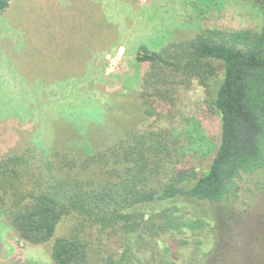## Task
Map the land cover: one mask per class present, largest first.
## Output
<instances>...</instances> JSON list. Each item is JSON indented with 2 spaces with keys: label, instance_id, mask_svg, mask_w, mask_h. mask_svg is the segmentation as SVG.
Wrapping results in <instances>:
<instances>
[{
  "label": "trees",
  "instance_id": "trees-1",
  "mask_svg": "<svg viewBox=\"0 0 264 264\" xmlns=\"http://www.w3.org/2000/svg\"><path fill=\"white\" fill-rule=\"evenodd\" d=\"M69 1L72 17L84 9L91 35L113 23L106 8L98 7L102 0ZM11 2L0 0V15ZM247 2L260 17L254 28L229 30L202 22L173 28L148 45L136 43L133 55L148 69L133 92L138 105L119 104L123 135L105 116H100L102 124L85 125L87 137L105 138L103 149L80 146L77 161H65L63 151L73 149L78 134L67 120L56 128L49 147L35 140L25 142L24 148L16 140L6 153L0 147L1 207L22 240L46 243L63 216L74 214L78 219L81 228L54 238L49 264H131L125 253L90 261L80 230L87 225L120 228L124 251L140 253L148 250L141 228L145 215L169 220L184 209L196 223L202 222L196 227L198 247H190L195 263L201 264L203 254L218 248L217 240L212 244L213 230L219 226L227 230L221 218L232 216L242 186L257 197L264 194V0ZM192 79L204 88L206 109L219 122L218 145L202 174L175 158L179 149L170 127L174 121L181 123L185 113L173 106V91L165 88ZM8 110H2L6 116L0 124V143L21 132V118L10 120ZM144 125L148 129L140 130ZM23 176L29 189L19 187Z\"/></svg>",
  "mask_w": 264,
  "mask_h": 264
},
{
  "label": "rangeland",
  "instance_id": "rangeland-1",
  "mask_svg": "<svg viewBox=\"0 0 264 264\" xmlns=\"http://www.w3.org/2000/svg\"><path fill=\"white\" fill-rule=\"evenodd\" d=\"M64 1L12 0L0 15V111L9 108L10 120L19 117L22 124L21 132L13 134L11 141L0 143L4 153L16 140L22 148L34 140L43 147L51 146L62 120L78 128L73 149L63 151L65 161H77L80 146L103 149L105 138L97 134L87 137L85 125L102 124L105 116L118 129L115 132L123 135L120 105H138L133 92L148 69L133 55L137 42L148 45L173 28L202 22L233 30L254 28L260 21L247 0H102L98 7L106 8L113 23L91 35L84 9L72 17L70 1ZM165 88L173 91V106L185 113L181 123L174 121L170 127L179 149L175 158L202 174L218 145L219 122L206 109L205 90L197 80ZM1 112L3 125L6 114ZM139 128L148 129L146 125ZM19 187H31L26 176ZM243 189L232 216L221 218L227 230L220 226L213 230L212 244L217 240L218 248L203 254L201 264H264V194L257 197ZM2 203L0 194V264H49L54 238L81 228L76 215H65L50 241L31 244L9 225ZM176 213L169 217L173 225L162 215H145L141 228L148 250L140 253L124 251L125 234L120 228L85 226L80 235L88 244L89 260L118 258L125 253L131 264H196L190 247H198L196 227L202 222L196 223L185 209Z\"/></svg>",
  "mask_w": 264,
  "mask_h": 264
}]
</instances>
